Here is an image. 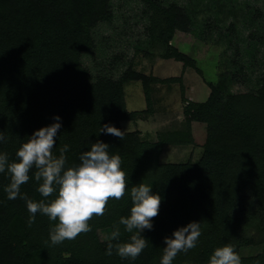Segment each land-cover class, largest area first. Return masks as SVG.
Returning <instances> with one entry per match:
<instances>
[{
    "label": "trees",
    "instance_id": "obj_1",
    "mask_svg": "<svg viewBox=\"0 0 264 264\" xmlns=\"http://www.w3.org/2000/svg\"><path fill=\"white\" fill-rule=\"evenodd\" d=\"M110 1L0 0V132L6 137L0 152H6L10 162L15 160L28 137L58 115L62 127L55 155L69 145L65 156L71 166L91 143L101 140L111 154L121 157L126 178L125 195L119 200L110 197L102 216L93 214L88 221L91 231L51 245L49 231L56 222L37 213L29 226L25 201L8 199L4 189L10 176L0 173V264H160L164 238L193 221L201 224L196 247L178 253L173 264H207L213 251L226 244L238 254L261 244L259 252L240 258L241 264H264V77L255 93L225 94L221 80L208 83L210 93L202 102L183 97V122L156 134L155 140L145 139L137 129L124 131L123 123L153 114L158 84L178 83L181 93L183 86L181 77L159 79L137 72L132 59L116 79L94 76L82 64L83 54L95 48L92 30L112 20ZM139 1L148 15L150 47L159 45L162 59L198 70L196 61L172 43L177 32L190 33V13L158 0ZM217 9L224 17L241 14L223 10L222 5ZM229 28L233 30V25ZM113 61L120 57L115 55ZM130 82L141 84L145 102L141 111L127 110L124 86ZM105 124L120 129L121 138L99 133ZM198 124L205 128L198 160L162 163L166 146L193 148ZM35 171L29 172L21 193L35 201L55 198L56 193L45 198L38 192ZM140 183L151 185L162 197L153 228L141 233L148 245L134 260L121 258L115 248L106 255L109 240L101 241L98 231L111 235L119 227V242L129 240L132 233L119 220L130 214V191ZM253 230L260 234L258 240Z\"/></svg>",
    "mask_w": 264,
    "mask_h": 264
},
{
    "label": "rangeland",
    "instance_id": "obj_2",
    "mask_svg": "<svg viewBox=\"0 0 264 264\" xmlns=\"http://www.w3.org/2000/svg\"><path fill=\"white\" fill-rule=\"evenodd\" d=\"M163 6L174 4L192 17L190 33L177 32L173 45L196 61V68L183 69L182 63L161 58L163 48H151L148 36V15L139 0H111L113 11L109 23L101 22L92 30L97 39L95 48L81 57L82 64L94 76L118 78L132 59L137 72L159 79H182V93L178 83L158 84L155 111L142 115L136 122L122 124L124 131L137 129L145 139L155 140L156 134L177 128L183 122L182 98L202 102L210 93L208 83L215 85L224 80L225 94L255 93L264 77V0H158ZM223 10L241 11L238 17H224ZM256 11L259 16L256 19ZM233 30L230 31V26ZM253 36V38H252ZM148 53L152 56L146 55ZM120 61H113L114 56ZM128 111H141L145 107L139 82L124 86ZM194 128V127H193ZM192 149L166 146L161 154L162 163L195 162L201 155L205 128L198 124L193 131ZM204 132V137H203ZM256 240L260 234L251 232ZM101 241H107L109 231H98ZM261 244L245 249L240 256L256 254Z\"/></svg>",
    "mask_w": 264,
    "mask_h": 264
},
{
    "label": "clouds",
    "instance_id": "obj_3",
    "mask_svg": "<svg viewBox=\"0 0 264 264\" xmlns=\"http://www.w3.org/2000/svg\"><path fill=\"white\" fill-rule=\"evenodd\" d=\"M52 119L53 123L35 130L28 137L17 150L15 160L10 162L8 154L0 152V173L7 172L10 176V183L4 189L8 199L19 197L25 201L30 213L29 226L35 223L37 213L56 222L50 227L49 241L51 245H58L91 231L88 221L93 214L102 216L110 197L119 200L125 195L126 178L121 157L111 154L109 145L101 140L91 143L90 150L79 155V162L68 166L65 153L69 145L60 149L59 156L53 151L62 119L58 115ZM99 133L119 138L122 135V131L111 124L100 127ZM0 143H6L3 132H0ZM32 169H36L33 178L39 182L38 192L45 198L56 193L55 198L35 201L21 193V185L29 181ZM130 196V214L120 217L119 224L132 235L128 241L119 242L120 230L114 227L108 237L106 255H112L115 248L121 258L134 260L148 245L141 233L153 228L152 218L158 215L162 197L152 191L151 185L143 183L133 186ZM200 236L201 224L198 222L178 227L170 237L164 238L166 246L160 264H173L178 253H187L196 247ZM207 264H241V258L231 244H226L213 251Z\"/></svg>",
    "mask_w": 264,
    "mask_h": 264
}]
</instances>
